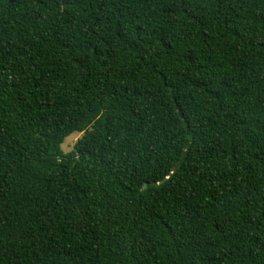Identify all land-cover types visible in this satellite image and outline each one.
<instances>
[{
	"label": "trees",
	"instance_id": "16d2710c",
	"mask_svg": "<svg viewBox=\"0 0 264 264\" xmlns=\"http://www.w3.org/2000/svg\"><path fill=\"white\" fill-rule=\"evenodd\" d=\"M0 264H264V0H0Z\"/></svg>",
	"mask_w": 264,
	"mask_h": 264
},
{
	"label": "rangeland",
	"instance_id": "374dc122",
	"mask_svg": "<svg viewBox=\"0 0 264 264\" xmlns=\"http://www.w3.org/2000/svg\"><path fill=\"white\" fill-rule=\"evenodd\" d=\"M80 132H72L70 134H68L63 143L61 144V147L64 151H68L73 147L74 142L76 141V139L80 136Z\"/></svg>",
	"mask_w": 264,
	"mask_h": 264
}]
</instances>
